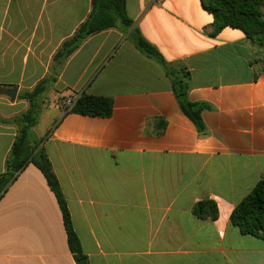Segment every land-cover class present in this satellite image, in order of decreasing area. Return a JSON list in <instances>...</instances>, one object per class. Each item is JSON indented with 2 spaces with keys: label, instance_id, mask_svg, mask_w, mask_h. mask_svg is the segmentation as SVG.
Returning a JSON list of instances; mask_svg holds the SVG:
<instances>
[{
  "label": "crops",
  "instance_id": "0c3cea01",
  "mask_svg": "<svg viewBox=\"0 0 264 264\" xmlns=\"http://www.w3.org/2000/svg\"><path fill=\"white\" fill-rule=\"evenodd\" d=\"M91 11L92 0H0V175L17 133L9 121L29 107L20 92L55 76L56 52ZM126 13L168 63L189 70V100L209 109L200 133L163 66L121 29L89 37L66 61L46 91L51 120L34 137L88 264H264V234L230 219L264 179V49L237 29L213 36L201 0H126ZM81 95L112 100V115L65 110ZM205 201L216 219L194 213ZM0 264H76L56 196L32 164L0 199Z\"/></svg>",
  "mask_w": 264,
  "mask_h": 264
},
{
  "label": "trees",
  "instance_id": "16d2710c",
  "mask_svg": "<svg viewBox=\"0 0 264 264\" xmlns=\"http://www.w3.org/2000/svg\"><path fill=\"white\" fill-rule=\"evenodd\" d=\"M201 3L214 18L213 36L228 27L237 29L243 32L248 40L264 49V0H201ZM133 24L126 13V0H92V11L89 17L56 52L52 64L53 74L56 76L61 73L66 61L89 37L109 29H121L128 32L129 39L140 52L163 66L182 113L194 123L198 132H205L202 113L209 109V106L189 100L188 93L191 88L189 70L181 63H168L158 49L148 42ZM55 76L44 78L32 90L22 91L18 96L19 99L25 100L29 107L27 111L9 121L17 126V133L6 158L5 172L0 175V199L19 174L28 165H34L44 175L48 186L56 196L63 217L68 247L76 264H81V261L88 264L81 242L74 230L59 181L43 147L44 139L37 140L32 133V129L38 124L43 96L55 83ZM70 112L83 116L109 118L113 113V101L103 97L81 95ZM194 213L200 218L216 219L218 217L217 206L212 201L198 203L194 207ZM230 219L232 225L238 227L242 234L263 236L264 179L235 208Z\"/></svg>",
  "mask_w": 264,
  "mask_h": 264
},
{
  "label": "rangeland",
  "instance_id": "374dc122",
  "mask_svg": "<svg viewBox=\"0 0 264 264\" xmlns=\"http://www.w3.org/2000/svg\"><path fill=\"white\" fill-rule=\"evenodd\" d=\"M54 99H55L54 98V92H46L45 93L44 98L42 100V104L44 102L45 105L47 106V108L42 109V105H41L38 124L36 125V127L32 131V133L35 137H37V134H41L46 129L48 122L51 120L52 110H53V106H54V104H52V103H55Z\"/></svg>",
  "mask_w": 264,
  "mask_h": 264
},
{
  "label": "built area",
  "instance_id": "2783aa9c",
  "mask_svg": "<svg viewBox=\"0 0 264 264\" xmlns=\"http://www.w3.org/2000/svg\"><path fill=\"white\" fill-rule=\"evenodd\" d=\"M75 102H76V100L74 98L66 100L64 103L65 110L71 109L73 107V105L75 104Z\"/></svg>",
  "mask_w": 264,
  "mask_h": 264
},
{
  "label": "water",
  "instance_id": "95a60500",
  "mask_svg": "<svg viewBox=\"0 0 264 264\" xmlns=\"http://www.w3.org/2000/svg\"><path fill=\"white\" fill-rule=\"evenodd\" d=\"M12 96H15L16 95V90L12 91V92H9ZM81 264H84V261H81Z\"/></svg>",
  "mask_w": 264,
  "mask_h": 264
}]
</instances>
